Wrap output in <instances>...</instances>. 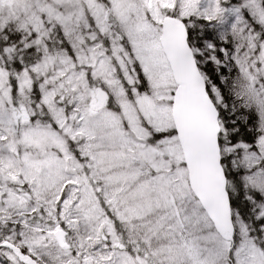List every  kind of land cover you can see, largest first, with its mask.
Wrapping results in <instances>:
<instances>
[{
	"label": "snow or ice",
	"instance_id": "obj_1",
	"mask_svg": "<svg viewBox=\"0 0 264 264\" xmlns=\"http://www.w3.org/2000/svg\"><path fill=\"white\" fill-rule=\"evenodd\" d=\"M0 264H264V0H0Z\"/></svg>",
	"mask_w": 264,
	"mask_h": 264
}]
</instances>
